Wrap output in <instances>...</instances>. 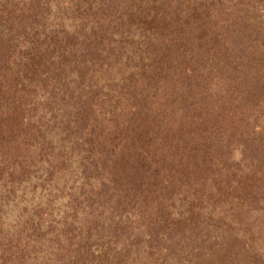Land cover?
<instances>
[{"label":"trees","instance_id":"trees-1","mask_svg":"<svg viewBox=\"0 0 264 264\" xmlns=\"http://www.w3.org/2000/svg\"><path fill=\"white\" fill-rule=\"evenodd\" d=\"M59 2L63 10L54 16L53 7ZM136 36L146 50L141 53L136 50L137 57H132L131 52L135 51L131 45L136 42ZM21 45H25L24 75L37 80L48 92L46 105H51L58 95L66 96L64 92L56 93L63 85L71 98H74L72 88L79 91L73 103L76 106L72 107L73 112H68L67 119L60 117L55 122V116L51 115L47 120L52 121L51 125L45 121L33 125L41 139L37 147L39 154L45 156V163L41 171L28 169L22 174L38 173L31 177L40 184L28 185V176L19 181L8 179L10 173L0 176V264L128 262L124 258L125 242L115 237L130 240L129 203L113 199L106 224V217L103 219L97 212L104 206L100 195H106V186L98 191L87 190L91 185H83L78 179L72 185L68 181L55 188L50 185L51 157L66 159L68 150L76 152L75 163L81 168L83 180L99 176L102 165L98 167L87 157L79 156L85 149H77L87 130L89 104L98 96L109 95L108 91H102L104 86L113 85L127 99L131 111L142 114L147 106L146 88L152 83L174 77L190 81L206 70L218 69L230 72L237 81L244 108L264 107V0H16L2 3L0 92L3 75ZM122 60L137 70L118 82L112 76L104 86L91 82V73H103L107 69L104 66L122 63ZM83 104H87V110ZM38 118H43V114ZM258 134L245 137L244 146L248 150L255 149L256 137L264 140V129ZM91 140L83 141L92 144ZM179 162L184 165L183 161ZM263 164L259 159L241 172L239 185H253L264 178ZM21 182L23 185H19ZM252 193L245 191V195ZM10 210L13 216L8 215ZM199 218L200 214L193 210L176 217L166 214L160 221L158 217L153 218V228L162 226L169 233L183 227L194 233L197 229L208 232L212 227L217 231L224 225L223 221L211 217ZM105 229L113 235L107 230L102 233ZM227 235L229 230L225 227L223 239ZM212 238L217 241L213 250L226 252L225 243V248L217 246L219 235ZM206 253L210 255L211 251Z\"/></svg>","mask_w":264,"mask_h":264},{"label":"rangeland","instance_id":"rangeland-1","mask_svg":"<svg viewBox=\"0 0 264 264\" xmlns=\"http://www.w3.org/2000/svg\"><path fill=\"white\" fill-rule=\"evenodd\" d=\"M13 1L0 0V4ZM62 10L59 2L52 14ZM141 41L136 36L132 57H137L136 50H146ZM23 46L13 54L0 92V176L10 173L8 179L13 181L28 176L22 174L28 169L41 171L45 163L33 125L39 121L51 125L52 121H47L51 115L55 122L60 117L67 119L79 91L72 88L71 98L63 85L56 93L66 96L58 95L46 105L48 92L37 80L24 75ZM104 69L103 73H91V82L104 86L112 76L118 82L137 67L122 60ZM232 77L230 72L209 69L190 81L174 77L152 83L146 88L147 106L142 114L131 111L127 99L113 85L104 86L102 91L109 95L98 96L89 104L87 130L77 149H85L79 150V156L102 165L99 176L82 179L76 152L68 150L66 159L51 157L53 188L64 185L63 181L72 185L77 179L91 185L87 190L107 187L106 195H100L104 206L97 211L106 217V224L113 199L129 203L131 241L115 237L126 244V264H264V178L253 185H239L241 172L259 159L264 161V140L256 137L253 151L244 146L246 136L259 135L264 129V107L244 108L242 89H237ZM83 106L87 110V104ZM40 114L43 118H38ZM85 138H91L92 144L83 141ZM33 175L38 173L28 176V185H39ZM249 190L253 193L245 195ZM191 210L200 214L199 219L211 217L224 225L217 231L212 227L208 232L197 229L194 233L183 227L169 233L162 226L153 228V218L160 221L166 214L176 217ZM13 211L8 215L13 216ZM225 227L229 235L223 239ZM216 234L217 246L226 245L224 253L213 250Z\"/></svg>","mask_w":264,"mask_h":264}]
</instances>
